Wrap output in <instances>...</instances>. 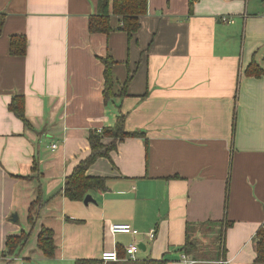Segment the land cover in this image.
Returning a JSON list of instances; mask_svg holds the SVG:
<instances>
[{
  "label": "crops",
  "instance_id": "1",
  "mask_svg": "<svg viewBox=\"0 0 264 264\" xmlns=\"http://www.w3.org/2000/svg\"><path fill=\"white\" fill-rule=\"evenodd\" d=\"M190 3L148 0L129 35L112 4L113 30H89L100 0H0V264H75L133 242L136 261L264 264L255 261L264 224V75L246 74L252 61L264 67V0H197L192 11ZM16 34L27 37L25 55L10 52ZM108 55L116 91L132 79L126 96L106 102ZM16 95L25 98L28 124L9 108ZM121 111L126 130L145 136L124 138L88 169L108 177V188L91 192L96 202L88 204L57 194L90 154V131L114 125ZM38 185L44 200L55 197L27 246L5 256L7 237L25 227L14 224L18 210L36 199ZM54 220L58 252L49 258L37 236ZM112 222L135 232L113 233Z\"/></svg>",
  "mask_w": 264,
  "mask_h": 264
},
{
  "label": "trees",
  "instance_id": "2",
  "mask_svg": "<svg viewBox=\"0 0 264 264\" xmlns=\"http://www.w3.org/2000/svg\"><path fill=\"white\" fill-rule=\"evenodd\" d=\"M197 0H191V11ZM101 13L90 17L89 30L91 32L110 33L113 30L111 25L110 4L112 11L121 17L122 28L129 35L136 32L141 25L140 17L147 11L148 0H100ZM6 20V13L0 12V34L3 32ZM28 40L24 34H16L11 37L10 52L13 55H25L27 52ZM104 63V99L106 102L113 101L115 97H124L128 94V84L132 79L128 76L126 82L121 85V89L116 91L115 78L113 75V66L115 60L110 55L102 57ZM247 75L261 76L264 75V67L256 61H252L246 68ZM119 104H117L118 106ZM9 108L18 117L28 124V118L25 114V98L22 95L13 97ZM126 114L122 111L117 115L114 125L103 127L102 129H92L89 134V142L91 145L90 154L81 160L67 176L66 183L57 193L63 192L71 200L83 201L88 193L93 191H104L108 188V177L103 175H90L88 169L101 157H110L111 152L118 146V142L126 137L145 136L142 130L128 131L125 127ZM39 165L35 162L33 165L34 172H38ZM36 174L27 176L34 178ZM37 177V176H36ZM38 196L34 199L26 216L27 226L21 229L17 234H10L6 239L4 255L16 256L29 243L35 226L41 216L42 208L55 195L47 200L42 197V187L37 186ZM74 220V219H72ZM75 221V220H74ZM37 248L39 253L45 257L53 258L58 252L57 233L54 227L43 223L37 236ZM120 258L127 256L124 248L118 249ZM123 261L122 264H168L166 259H143L136 262ZM257 263H264V224L259 228L256 234V259ZM75 264H108L100 258H78Z\"/></svg>",
  "mask_w": 264,
  "mask_h": 264
},
{
  "label": "built area",
  "instance_id": "3",
  "mask_svg": "<svg viewBox=\"0 0 264 264\" xmlns=\"http://www.w3.org/2000/svg\"><path fill=\"white\" fill-rule=\"evenodd\" d=\"M222 19L228 22H234L233 18H230L226 15L222 16ZM56 147V144L53 145ZM110 230L113 233H134V228L132 224L126 222H112L110 223ZM155 229H152L150 232V237L153 238L155 236ZM139 250V245L137 242L130 243L126 246L127 256L125 257L126 260H136L137 259V251ZM101 258L108 262V261H118L121 260L119 253L117 250L113 251H104L101 254ZM124 259V258H123Z\"/></svg>",
  "mask_w": 264,
  "mask_h": 264
},
{
  "label": "rangeland",
  "instance_id": "4",
  "mask_svg": "<svg viewBox=\"0 0 264 264\" xmlns=\"http://www.w3.org/2000/svg\"><path fill=\"white\" fill-rule=\"evenodd\" d=\"M53 204L56 205L55 203H53ZM28 208H29V205H28ZM28 208H27V206L19 208V210H18L19 214L18 215L20 216V219H19V221L15 222L14 224H18L19 226L20 225L21 226H26L25 225V218H26V214H27ZM50 212H53V209ZM55 214L59 215L60 213L56 212ZM46 224L54 227V229L59 233V224H61L60 221L56 222V220H54V223L47 222Z\"/></svg>",
  "mask_w": 264,
  "mask_h": 264
},
{
  "label": "water",
  "instance_id": "5",
  "mask_svg": "<svg viewBox=\"0 0 264 264\" xmlns=\"http://www.w3.org/2000/svg\"><path fill=\"white\" fill-rule=\"evenodd\" d=\"M91 201L96 202V200H95V198L92 196V194H91V193H88V194L85 196V198H84V202H85L86 204H88V203L91 202ZM17 219H18V215H17V214L13 215V220L16 221Z\"/></svg>",
  "mask_w": 264,
  "mask_h": 264
}]
</instances>
